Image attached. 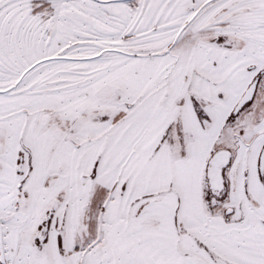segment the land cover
<instances>
[{"label":"snow or ice","instance_id":"snow-or-ice-1","mask_svg":"<svg viewBox=\"0 0 264 264\" xmlns=\"http://www.w3.org/2000/svg\"><path fill=\"white\" fill-rule=\"evenodd\" d=\"M0 264H264V0H0Z\"/></svg>","mask_w":264,"mask_h":264}]
</instances>
